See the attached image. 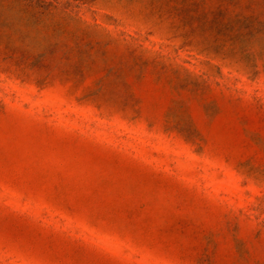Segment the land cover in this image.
Wrapping results in <instances>:
<instances>
[{"label": "rangeland", "instance_id": "rangeland-1", "mask_svg": "<svg viewBox=\"0 0 264 264\" xmlns=\"http://www.w3.org/2000/svg\"><path fill=\"white\" fill-rule=\"evenodd\" d=\"M0 264H264V0H0Z\"/></svg>", "mask_w": 264, "mask_h": 264}]
</instances>
